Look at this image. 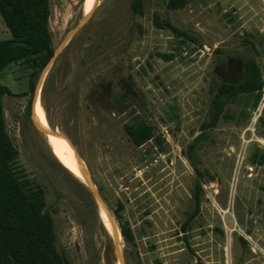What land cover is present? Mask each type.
Wrapping results in <instances>:
<instances>
[{
    "label": "rangeland",
    "instance_id": "obj_1",
    "mask_svg": "<svg viewBox=\"0 0 264 264\" xmlns=\"http://www.w3.org/2000/svg\"><path fill=\"white\" fill-rule=\"evenodd\" d=\"M84 1L49 0L57 55L37 81L35 100L49 128L66 135L84 161L124 264H264V85L255 108L250 96L230 106L245 120H223L204 133L194 150L201 177L185 155L207 117L219 57L235 65L255 58L264 79V0H189L180 10L142 0L143 15L131 11L132 0H94L80 25ZM154 13L189 38L156 28ZM7 37L0 18V39ZM26 74L19 63L0 73L15 94L3 97L15 167L43 186L57 247L70 264H120L88 187L24 117L28 96L18 94L27 90ZM32 117L38 125L33 110ZM138 119L160 143L132 144L122 125ZM122 223L131 228L130 243Z\"/></svg>",
    "mask_w": 264,
    "mask_h": 264
},
{
    "label": "trees",
    "instance_id": "obj_2",
    "mask_svg": "<svg viewBox=\"0 0 264 264\" xmlns=\"http://www.w3.org/2000/svg\"><path fill=\"white\" fill-rule=\"evenodd\" d=\"M188 2L165 0V8L180 10ZM130 8L134 14L143 15L142 0H132ZM49 16V0H0V18L9 32V37L0 39V73L13 63H19L26 69L27 90L18 94L19 97L28 96L24 107L26 120L31 113L40 73L55 52L48 26ZM152 21L156 28L169 29L189 38L185 32L172 26L168 18H160L154 13ZM247 43L254 47L251 42ZM161 57L170 60L173 56L165 54ZM217 61L211 79L207 117L200 124V134L185 151L199 177L202 173L194 163V150L204 133L223 120H245L244 112L236 114L230 106L241 97L250 96L251 107L255 108L264 85L262 70L255 58L239 59L236 65L232 58L219 57ZM6 95L15 94L0 81V264H70L65 253L57 247L54 222L46 206L43 186L26 178L24 172L15 167L18 151L6 131L3 110V97ZM122 128L136 147L151 140L161 141V136H155L153 127L144 120L123 123ZM65 171L72 175L67 169ZM80 185L83 186L81 182ZM200 192V182L197 181L194 184V213L198 210ZM119 232L126 243L133 241L127 223L119 225Z\"/></svg>",
    "mask_w": 264,
    "mask_h": 264
},
{
    "label": "bare ground",
    "instance_id": "obj_3",
    "mask_svg": "<svg viewBox=\"0 0 264 264\" xmlns=\"http://www.w3.org/2000/svg\"><path fill=\"white\" fill-rule=\"evenodd\" d=\"M93 4H94V0L84 1L83 11H84L85 16L90 14L91 10L93 9ZM33 112H34V117L37 120L39 126L36 124V121L33 119L35 125L42 130H49V125L44 115L45 113L42 111L37 98L34 102ZM44 138L46 139L49 148L51 149V151L53 152L57 160L62 164V166L65 169H67L75 178L84 181V178L80 172L79 166L67 142L63 138H60V137L48 136ZM103 213L106 215L104 210L100 207V210H99L100 219L104 227L106 228V230L109 233H112L111 225L108 220V217L106 218L107 215L105 216ZM116 237H117V232H116Z\"/></svg>",
    "mask_w": 264,
    "mask_h": 264
},
{
    "label": "water",
    "instance_id": "obj_4",
    "mask_svg": "<svg viewBox=\"0 0 264 264\" xmlns=\"http://www.w3.org/2000/svg\"><path fill=\"white\" fill-rule=\"evenodd\" d=\"M88 16H89V14L86 15V16L85 15L83 16L80 25H82L84 23V21L88 18ZM56 55H57V51L54 52L52 58L47 63V65L44 67V69L42 70V72L40 73L38 82L42 78V74H43L44 70L52 62V60L55 58ZM37 86H38V83L36 84V87L34 89L33 100H32V104H31L30 122L33 125V127L35 128V130L37 132H39L43 137H48V136L60 137V138H63L67 142V144L70 147V149L72 151V154H73V156H74V158H75V160H76V162H77V164L79 166L80 172H81V174H82V176L84 178V181L82 183L86 187H88L89 191L93 195V197H94L95 201L97 202L98 206L101 207L104 210V212L106 213V215L108 217V220H109L110 225H111V230H112V233L111 234H112V237L114 238V241L116 242V245H117V254H118L119 263L120 264H124L123 259H122V255H121L120 251L118 250V243H117V238H116V227L114 225V222H113L111 213L109 212L107 206L105 205L104 201L102 200V198L100 197V195L98 194V192L95 189L92 188V185H91V183H90V181H89V179L87 177L85 163L82 160V158H81L80 154L78 153L77 149L75 148V146L73 145V143L71 142V140L66 135L55 131L51 127L49 128V130H42V129L38 128L35 125L34 121H33L32 110H33L34 101H35V97H36Z\"/></svg>",
    "mask_w": 264,
    "mask_h": 264
}]
</instances>
